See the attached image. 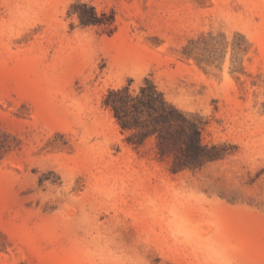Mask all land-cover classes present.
I'll list each match as a JSON object with an SVG mask.
<instances>
[{
	"label": "rangeland",
	"instance_id": "1",
	"mask_svg": "<svg viewBox=\"0 0 264 264\" xmlns=\"http://www.w3.org/2000/svg\"><path fill=\"white\" fill-rule=\"evenodd\" d=\"M145 79L218 159L120 127ZM0 264H264V0H0Z\"/></svg>",
	"mask_w": 264,
	"mask_h": 264
},
{
	"label": "trees",
	"instance_id": "2",
	"mask_svg": "<svg viewBox=\"0 0 264 264\" xmlns=\"http://www.w3.org/2000/svg\"><path fill=\"white\" fill-rule=\"evenodd\" d=\"M79 18L83 24L91 22L84 13ZM113 96L116 100L108 103ZM106 104L112 107L121 128L138 129L143 138L154 135L157 154L172 156L174 171L200 168L220 157L215 146L202 143L198 123L167 103L147 79L134 97L128 93L127 86L117 92L109 91Z\"/></svg>",
	"mask_w": 264,
	"mask_h": 264
}]
</instances>
